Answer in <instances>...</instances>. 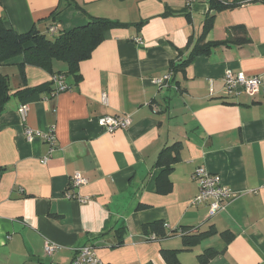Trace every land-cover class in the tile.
Returning <instances> with one entry per match:
<instances>
[{
    "label": "crops",
    "instance_id": "crops-1",
    "mask_svg": "<svg viewBox=\"0 0 264 264\" xmlns=\"http://www.w3.org/2000/svg\"><path fill=\"white\" fill-rule=\"evenodd\" d=\"M220 1L233 7L212 9L211 0H0V20L18 33L69 31L91 18L123 24L105 32L78 74L57 60L52 70L27 65L22 73L23 56L0 68L11 87L0 113V264H71L83 246L94 247L104 264H171L164 252L172 251V264H202L209 249L217 253L207 264H264V0ZM234 27L247 31V43L230 41ZM198 45L208 51L190 60ZM173 63L170 86L155 85ZM228 70L259 77L260 91L229 96ZM54 73L69 87L55 96ZM124 115L132 125L114 133L99 121ZM27 128L54 129L58 148L47 165L44 140L29 141ZM177 143L173 190L160 194L155 163ZM198 167L239 195L226 211L212 216L208 205L192 204ZM77 172L87 182L73 192L86 203L66 198ZM155 222L169 225L166 234L213 233L190 248L181 236L149 241L144 227ZM46 242L59 246L53 256Z\"/></svg>",
    "mask_w": 264,
    "mask_h": 264
},
{
    "label": "trees",
    "instance_id": "trees-1",
    "mask_svg": "<svg viewBox=\"0 0 264 264\" xmlns=\"http://www.w3.org/2000/svg\"><path fill=\"white\" fill-rule=\"evenodd\" d=\"M228 7H233V5L222 3L220 0H211L212 9L218 10ZM211 20L212 18L208 21L207 26L211 25ZM122 26L123 24L106 18H91L86 25L69 31L57 30L56 33H50L49 29L47 33L43 34L36 28H32L29 32L18 33L14 29L7 27L4 21L0 20V68L11 64L12 60L17 56H23V62L20 64L22 73L27 65L52 70V63L57 60L68 65L70 74H78L80 64L88 60L94 50L104 41L105 32ZM228 32L232 36L230 38L232 43L242 45L249 41L247 31L243 27H234L228 30ZM210 46H214V44L210 43L208 47ZM207 51L208 48L198 45L194 49L190 60L195 55L198 56ZM190 60L182 63L181 66L188 64L191 62ZM172 67V72L175 73L178 67L174 63ZM36 91L31 90L30 94L26 96V101ZM10 93L9 78L0 73V113L3 112L6 103L10 100ZM180 149L181 143L165 147L157 158L155 167L162 169L157 178V188L160 194H168L173 190V183L170 176L175 166L181 161ZM144 230L147 233L157 234L160 237L159 240L167 238L168 236H181L187 248L194 246L213 233L212 230L208 232H193V230L187 228H179L166 234L162 222L149 224L144 227ZM223 236L228 241L232 238L228 232L223 233ZM176 253L177 251L164 252V257L172 264L173 262L175 263ZM216 253L213 249L205 251L199 256L200 262L207 264Z\"/></svg>",
    "mask_w": 264,
    "mask_h": 264
},
{
    "label": "built area",
    "instance_id": "built-area-1",
    "mask_svg": "<svg viewBox=\"0 0 264 264\" xmlns=\"http://www.w3.org/2000/svg\"><path fill=\"white\" fill-rule=\"evenodd\" d=\"M57 27H51L50 33H56ZM137 43L142 45V39H138ZM174 73L170 71L166 76L161 79L153 81L158 86H170L172 76ZM225 84L226 94L229 96H237L241 93H247L248 95H255L261 89V81L257 76H248L245 73H234L231 70L226 71L223 77ZM52 84L54 85L53 96L69 90L65 81V75L54 74L52 77ZM102 101L107 102V95H102ZM28 112V106L23 104L20 106L19 113L23 121H26ZM100 123L104 126L108 133H114L118 130H126L132 125V119L128 115L124 116H104L99 119ZM26 136L29 141H32L36 137H40L44 140L47 146V153L41 159V163L47 165L53 154L57 150V138L54 129H51L48 133H41L27 128ZM193 178L198 185V194L193 199L192 204L195 206L208 205L210 209V215H218L226 211L231 202L234 201L239 195L235 193L230 187L226 186L220 176L210 173L205 167H198ZM86 179L81 173H75L71 179L70 188L66 192V198L86 203L89 199L82 197L79 194L73 192L74 189H78L86 184ZM165 228H169L167 223H164ZM160 239L157 234L153 233L148 240L158 241ZM45 254L47 256H53L58 250L59 246L46 242ZM71 264H104L97 256L94 247L83 246L74 250V258Z\"/></svg>",
    "mask_w": 264,
    "mask_h": 264
}]
</instances>
